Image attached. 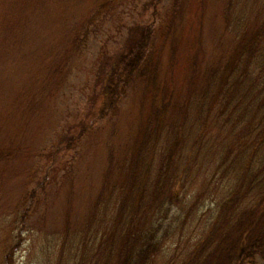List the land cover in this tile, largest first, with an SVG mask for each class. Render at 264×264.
Wrapping results in <instances>:
<instances>
[{
	"label": "rangeland",
	"instance_id": "rangeland-1",
	"mask_svg": "<svg viewBox=\"0 0 264 264\" xmlns=\"http://www.w3.org/2000/svg\"><path fill=\"white\" fill-rule=\"evenodd\" d=\"M263 123L264 0H0V264H111L127 226L179 262L242 178L259 198Z\"/></svg>",
	"mask_w": 264,
	"mask_h": 264
},
{
	"label": "trees",
	"instance_id": "trees-1",
	"mask_svg": "<svg viewBox=\"0 0 264 264\" xmlns=\"http://www.w3.org/2000/svg\"><path fill=\"white\" fill-rule=\"evenodd\" d=\"M138 33L140 44L130 47L125 54H120L119 61L110 68V76L115 72L119 77L115 80L110 78L111 85L107 84L105 87L104 109H114L128 79L141 67L143 51L150 43L151 32L141 29ZM242 35L247 40L240 44V53L243 50L247 54L255 52V44L261 39L262 32L255 30ZM110 86L112 88L109 91ZM258 136L263 145L264 123ZM259 184L260 188L256 193L259 198L244 205L247 192L243 189L242 178L236 188L219 204L208 233L198 241L192 252L175 264H256V257L264 264V186L262 182L256 183L255 186L258 187ZM120 236V242H108L113 246L116 243L113 252L110 248V255L113 256L111 264H149L158 249L154 233L148 234L146 239L138 242H128L130 238H134V233L130 231V226H127ZM105 252L106 248L103 249L100 242L95 256L100 258ZM12 253L13 250L9 249L4 264H13ZM96 260L93 257L91 264H95Z\"/></svg>",
	"mask_w": 264,
	"mask_h": 264
}]
</instances>
